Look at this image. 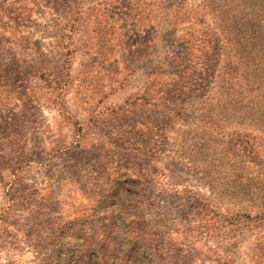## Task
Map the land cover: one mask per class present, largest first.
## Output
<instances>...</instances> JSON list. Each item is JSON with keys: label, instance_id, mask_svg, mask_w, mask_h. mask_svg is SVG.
<instances>
[{"label": "rangeland", "instance_id": "obj_1", "mask_svg": "<svg viewBox=\"0 0 264 264\" xmlns=\"http://www.w3.org/2000/svg\"><path fill=\"white\" fill-rule=\"evenodd\" d=\"M257 1L22 0L0 29V264H133L148 245L159 264L222 263L225 193L200 146L213 132L221 161L242 132L258 169L264 131L198 109L235 49L215 15ZM220 23L232 41L244 21Z\"/></svg>", "mask_w": 264, "mask_h": 264}, {"label": "trees", "instance_id": "obj_2", "mask_svg": "<svg viewBox=\"0 0 264 264\" xmlns=\"http://www.w3.org/2000/svg\"><path fill=\"white\" fill-rule=\"evenodd\" d=\"M257 3V6L254 3L241 7L236 15L229 10L215 15L224 40L235 49L223 59L215 75L212 95L201 103L198 112L201 117L207 113L215 118L219 116L226 126L239 124L264 131V28L261 25L264 0ZM22 4V0H0V29L13 32L12 22L21 19L25 12ZM225 19L244 21L231 37L232 41L230 32L220 23ZM208 135L204 140L210 141L200 147H207L206 152L211 153H198L203 162L199 171L207 179L211 194L220 190L225 193L218 201L225 207L218 217L226 234L225 248L216 255L222 261L220 264H264V164L258 169L243 166L241 159L254 152L248 147L244 133L226 131L221 161L215 145L211 151L209 148L210 143H215V135L213 132ZM208 158L210 162L205 165ZM235 207L238 208L233 211ZM158 248L149 245L140 248L143 261L133 264H159Z\"/></svg>", "mask_w": 264, "mask_h": 264}]
</instances>
